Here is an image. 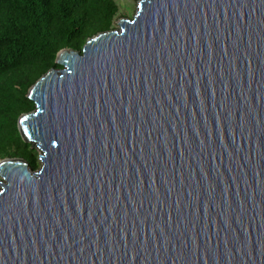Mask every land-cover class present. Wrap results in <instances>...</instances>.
I'll return each instance as SVG.
<instances>
[{
	"label": "water",
	"instance_id": "95a60500",
	"mask_svg": "<svg viewBox=\"0 0 264 264\" xmlns=\"http://www.w3.org/2000/svg\"><path fill=\"white\" fill-rule=\"evenodd\" d=\"M29 90L0 160V264H264V0H139Z\"/></svg>",
	"mask_w": 264,
	"mask_h": 264
},
{
	"label": "trees",
	"instance_id": "16d2710c",
	"mask_svg": "<svg viewBox=\"0 0 264 264\" xmlns=\"http://www.w3.org/2000/svg\"><path fill=\"white\" fill-rule=\"evenodd\" d=\"M116 0H0V160L19 157L32 169L38 149L25 141L19 117L35 109L29 88L63 48L82 51L93 35L115 29Z\"/></svg>",
	"mask_w": 264,
	"mask_h": 264
},
{
	"label": "rangeland",
	"instance_id": "374dc122",
	"mask_svg": "<svg viewBox=\"0 0 264 264\" xmlns=\"http://www.w3.org/2000/svg\"><path fill=\"white\" fill-rule=\"evenodd\" d=\"M116 1L118 2L120 6V13L115 21V29H119L120 28L119 21L122 18H127V17L132 18L135 15L139 0H116ZM38 152L39 154L41 153L40 150H38ZM39 166H41V162ZM1 180H2V177L0 176V181Z\"/></svg>",
	"mask_w": 264,
	"mask_h": 264
}]
</instances>
